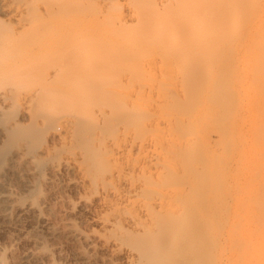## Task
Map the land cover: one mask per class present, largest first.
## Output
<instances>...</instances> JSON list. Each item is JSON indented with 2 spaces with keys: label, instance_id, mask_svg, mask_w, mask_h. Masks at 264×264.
Segmentation results:
<instances>
[{
  "label": "rangeland",
  "instance_id": "rangeland-1",
  "mask_svg": "<svg viewBox=\"0 0 264 264\" xmlns=\"http://www.w3.org/2000/svg\"><path fill=\"white\" fill-rule=\"evenodd\" d=\"M54 1L55 32L17 53L46 52L27 75L61 67L40 82L57 99L0 113L18 122L0 137V264H264V0Z\"/></svg>",
  "mask_w": 264,
  "mask_h": 264
},
{
  "label": "bare ground",
  "instance_id": "bare-ground-1",
  "mask_svg": "<svg viewBox=\"0 0 264 264\" xmlns=\"http://www.w3.org/2000/svg\"><path fill=\"white\" fill-rule=\"evenodd\" d=\"M40 1V0H39ZM57 1V0H56ZM62 1H65V0H62ZM71 1V0H70ZM76 1V0H74ZM78 1V0H77ZM38 1L36 0H0V113H3L4 110H6L7 108H12V109H19L21 110V112H25L26 114H28V116L33 119L34 117H37L38 115L34 116L35 114V108H40L42 109V107H46V106H50L52 103L50 101H52V99L54 100L55 98L52 97L54 96L53 95V92L52 94L48 93L47 92H51V88L50 90L48 89L46 91V89L44 87H41L40 85V82L44 81L45 83L50 81L51 79L55 80V76L57 75V73L59 72V68L61 67H57L56 65H53L51 62V64L53 66L51 67H48L46 70H44L43 72L40 71V73H31L30 75H27L28 71L26 72L25 69L26 67H28V65L25 67V64H29L30 63L25 60V59H32L34 61V59L36 60L37 58L41 57V55L45 54L44 52H42L43 50H41V47H39L37 50V52H33L31 51L32 53L27 55V56H30V58H23V53H17L20 51V49L22 48V44L25 42L23 41L25 38V33H28V31H31L30 33H32L31 35L33 34H39L41 35L42 33H45L44 32V25H46L43 21L44 18H48V19H52V17L54 16V14H58V12H56L57 10L65 12V7L66 6H63V5H56L55 1L54 2H51V0H46V1H43V5L37 3ZM41 3V2H40ZM194 3V1L192 0V4ZM196 3V1H195ZM63 4V2L61 3ZM72 5V4H71ZM197 5V4H196ZM236 5L239 6V2L236 3ZM73 6V5H72ZM202 6V5H200ZM199 6V11L203 10L204 6H202L200 8ZM75 7V6H73ZM71 8V7H70ZM73 9V8H71ZM235 8H237L238 10H240V6L237 7L235 6ZM60 9V10H59ZM168 8H166L167 10ZM82 10V9H81ZM165 10V11H166ZM136 11V16L138 18V20H140L142 18V14L137 11ZM202 12V11H201ZM66 13V12H65ZM165 12H162V16L159 17V18H162L164 17ZM169 13V12H168ZM200 13V12H199ZM60 14V12H59ZM160 15V14H159ZM164 15V16H163ZM3 16H7V19H2ZM167 16V15H166ZM57 19V18H56ZM66 19V18H65ZM54 20V19H53ZM61 20V19H60ZM84 20V19H83ZM46 21V20H44ZM56 21V20H55ZM81 21V20H80ZM47 22V21H46ZM50 22V21H48ZM228 22V21H227ZM44 23V24H43ZM52 24L54 23V21L51 22ZM51 23H48V27L50 32L53 29V27H55L54 25L51 26ZM141 23V22H140ZM235 23V22H234ZM63 24V23H61ZM60 24V28H65L63 27L62 25ZM139 24V22H138ZM7 25L9 27H7ZM46 25V26H47ZM177 26L175 27L174 26V29H176V31L174 29L173 32L175 34V37L178 33H180V31H182V29L185 31V28L183 26V28L180 26V25H183V24H180V23H177L176 24ZM180 26V27H179ZM12 27V28H11ZM52 27V28H51ZM74 27V26H73ZM11 28V29H10ZM45 28V29H47ZM179 28V29H178ZM52 29V30H51ZM82 29H85V25H84V28ZM81 31L84 33L83 34V37H81V41L82 42H79V43H76V46L75 47H78L80 46L81 44L85 45L87 42V39L85 38V31L82 30ZM48 30V29H47ZM46 30V31H47ZM48 30V31H49ZM87 31V28L85 29ZM63 31V30H62ZM66 31V30H65ZM69 31V30H68ZM182 31V33L184 32ZM55 32V30H54ZM54 32H52V34H54ZM64 32V31H63ZM82 32H79L82 34ZM172 32V33H173ZM29 33V35H30ZM46 33H49V32H46ZM71 34V32H69ZM68 32L67 33H64L65 36L67 35V38L68 36H70ZM177 33V34H176ZM51 34V35H52ZM57 34V32H56ZM69 34V35H68ZM173 34V35H174ZM44 35V38H45V34ZM50 35V33L48 34ZM55 35V34H54ZM52 35V38H47V40L50 41V39H52V43H47L50 45V44H53L55 43V39H57L56 37L54 38ZM180 36V34H178ZM177 35V36H178ZM64 36V35H62ZM62 36L60 35L59 38L60 39V44L62 42V45L65 43V45L67 46H70L71 43L69 41H71L72 38H69L67 41V39L65 38V36L63 38H65L64 42L63 40L61 41ZM178 36V37H179ZM39 37V36H38ZM41 37H43L41 35ZM50 37V36H49ZM71 37V36H70ZM260 37V38H259ZM259 45L262 44V46L264 47V32L262 31L261 35L259 36ZM45 38V39H46ZM54 38V39H53ZM177 38V37H176ZM29 39V38H28ZM32 39V38H31ZM39 39V38H38ZM37 39V40H38ZM44 39V41H45ZM57 39V41L59 40ZM40 40H42L40 38ZM54 40V41H53ZM43 41L44 45H45V42ZM80 41V39H79ZM37 42V41H36ZM64 42V43H63ZM59 44V43H58ZM70 44V45H68ZM75 44V43H74ZM78 44V46H77ZM80 44V45H79ZM49 45H46L49 46ZM42 48H43V45H41ZM51 46V45H50ZM57 46V45H56ZM60 46V45H59ZM35 47V45H34ZM87 47V46H86ZM86 47L83 49L85 50ZM89 47V46H88ZM261 47V46H260ZM259 47V48H260ZM37 48V47H36ZM81 47H78V51L80 52V49ZM33 49V48H32ZM64 49V48H63ZM74 50L76 48H73ZM82 49V50H83ZM90 49V48H89ZM41 50V51H40ZM56 50V49H55ZM81 50V52H82ZM83 50V51H84ZM28 51V50H26ZM40 53H39V52ZM47 51V50H46ZM50 51V50H49ZM58 51V50H57ZM60 51V50H59ZM77 49H76V52L75 54H71L70 58H71V61H76L77 60V55H80V54H76L77 52ZM87 51V50H86ZM54 53V51H52ZM64 52V51H63ZM71 52V51H70ZM73 52V53H74ZM78 52V53H79ZM27 53V52H26ZM43 53V54H42ZM18 54V56H17ZM52 54V53H51ZM50 55V54H49ZM87 55V54H86ZM46 56V55H45ZM54 56V55H53ZM44 57V55H43ZM47 57V56H46ZM59 57V55H58ZM68 58V57H67ZM45 59V58H44ZM50 59V58H49ZM52 59V58H51ZM76 59V60H75ZM38 60V59H37ZM36 60V61H37ZM41 60V59H40ZM67 60V59H66ZM26 61L28 63H26ZM35 62V61H34ZM61 62V60H60ZM59 62V63H60ZM33 63V62H32ZM31 63V64H32ZM38 63V62H37ZM36 64V63H34ZM66 65V63H65ZM50 66V65H49ZM62 66V65H61ZM31 67V66H30ZM30 67H29V70H30ZM69 67V66H67ZM67 67H64L63 68H67ZM39 68V67H38ZM18 69H21L22 71L18 70ZM32 69V68H31ZM40 69V68H39ZM42 69V67H41ZM82 69V68H81ZM27 70V69H26ZM100 70V69H99ZM19 71V73H17ZM67 70H65L66 72ZM83 71V70H82ZM30 72V71H29ZM63 73V70L61 71ZM64 72V74H66ZM264 72V71H263ZM27 73V74H25ZM18 74V75H17ZM27 75V76H25ZM60 76V75H59ZM62 76V75H61ZM89 76V74H88ZM60 78V77H59ZM72 78V77H71ZM53 80L51 81V83L53 82ZM70 80V79H68ZM57 81V80H56ZM59 81V79H58ZM66 81V80H65ZM89 81V80H88ZM63 82V80H62ZM86 82V81H85ZM54 83V82H53ZM255 83V82H254ZM73 85V84H72ZM255 85V84H254ZM30 86V87H29ZM66 86V85H65ZM64 86V87H65ZM28 87V88H26ZM257 89V88H256ZM63 92L66 91H70V88L68 86L65 87V89L63 88L62 89ZM254 94V92H252ZM66 94V93H65ZM52 95V96H51ZM255 95V94H254ZM57 99V98H56ZM55 102V101H54ZM51 103V104H50ZM263 105V104H262ZM15 109V110H16ZM45 109V108H44ZM8 110V109H7ZM11 109H9L8 111H10ZM19 110L18 113H19ZM37 110V109H36ZM40 111V110H38ZM261 111V110H260ZM258 111V112H260ZM6 112V111H5ZM4 112V113H5ZM14 112V110H13ZM263 111H261V113H263ZM17 113V115H18ZM7 114V113H6ZM4 114V115H6ZM13 114V113H12ZM1 115V114H0ZM24 115V114H23ZM261 115V114H260ZM259 115V116H260ZM9 116V115H8ZM257 115V117H259ZM11 117V116H10ZM14 116H12L11 120L9 121L8 119V123H0V137H5L7 135V133L13 128L15 127L16 125H18L16 123V117L15 119L13 118ZM264 117V116H263ZM38 118V117H37ZM80 117L78 116H75V117H68V119H66L65 121V124H64V128H66L67 130L73 126L78 120H79ZM264 119V118H262ZM261 121V119L259 120ZM260 126V125H259ZM256 126L254 128V131L255 133L257 134L258 133V127ZM262 127H264L262 125ZM26 136V135H25ZM24 138V137H23ZM26 138V137H25ZM256 139V138H255ZM27 142V141H26ZM65 147V146H64ZM62 152V151H61ZM254 152H255V155L258 159H261V154H260V144H256V146L254 147ZM14 153V152H13ZM12 153V154H13ZM11 154V153H10ZM9 154V155H10ZM14 155V154H13ZM11 155L10 157L8 156V164H6L3 168L1 167V164L4 163V161L6 162V160H4L6 158V156H2V152H0V180L2 178V176H4L5 174H7L10 170H14L15 168V165H14V156ZM30 155V154H29ZM28 155V156H29ZM35 155V154H34ZM31 156L33 157V155L31 154ZM30 156V157H31ZM31 157V158H32ZM35 157V156H34ZM34 157L32 159H34ZM51 157V156H50ZM54 157V156H53ZM29 158V157H28ZM36 158V157H35ZM52 159V158H51ZM4 160V161H3ZM30 161V159H28ZM35 160V159H34ZM32 160V161H34ZM36 161V160H35ZM53 161V160H52ZM39 162V161H38ZM34 163V162H33ZM36 164V163H35ZM57 165V164H56ZM69 165V164H68ZM60 166V165H58ZM64 166V165H63ZM66 167L69 168V166H67L66 164ZM65 167V168H66ZM35 170V169H34ZM11 197L8 196V195H4L2 193H0V202H2V205L4 206V212L2 213L3 217H5L6 219H9L10 218V213L8 212V209L12 206L11 205ZM31 206L30 205H25L24 209L26 210H30ZM32 211L34 213V215L36 217H40L41 215V208L39 206H35L34 208L32 207ZM173 239H170L169 241H167L166 243H161V246H165V247H168L170 245L173 244ZM30 256H34V257H37L36 254L34 253H31Z\"/></svg>",
  "mask_w": 264,
  "mask_h": 264
}]
</instances>
